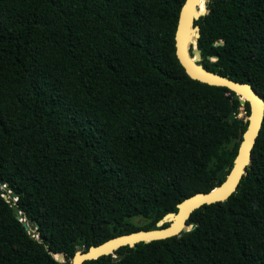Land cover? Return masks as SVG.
Returning a JSON list of instances; mask_svg holds the SVG:
<instances>
[{
  "label": "trees",
  "instance_id": "1",
  "mask_svg": "<svg viewBox=\"0 0 264 264\" xmlns=\"http://www.w3.org/2000/svg\"><path fill=\"white\" fill-rule=\"evenodd\" d=\"M185 2L0 0V264H60L227 179L248 124L226 120L235 92L181 66ZM205 4L198 64L264 99V0ZM191 223L84 264H264V121L237 191Z\"/></svg>",
  "mask_w": 264,
  "mask_h": 264
},
{
  "label": "water",
  "instance_id": "2",
  "mask_svg": "<svg viewBox=\"0 0 264 264\" xmlns=\"http://www.w3.org/2000/svg\"><path fill=\"white\" fill-rule=\"evenodd\" d=\"M197 1L198 0H186L181 10L175 36L176 55L181 66L192 79L212 86L225 87L235 92L236 95L240 97V103L242 106L241 110L244 111L246 115L247 112L245 106L246 103H249L250 113L247 115L248 118L245 121L248 126L244 132L239 133L237 138V143H239L240 146L235 159L234 168L228 175L227 179L219 187L209 193H197L187 198L178 205L177 213L166 214L162 220L148 228V232L141 229L131 233L118 235L101 244L91 245L87 250L82 249L77 251L71 259H68L65 254L56 253L53 257L60 264H63L64 262L67 264H84L87 261L96 260L100 257L114 254L116 251L126 246L134 247L141 242L163 240L178 236L183 232L192 231L197 227L195 223L189 224V220L194 211L204 205L228 200L237 191L243 177L247 174V167L252 161V151L255 147L264 121V99L251 85L233 81L228 77L211 72L198 64V62L203 60L202 52L198 46H196L192 53L189 52V48L194 42H189L188 36L184 32L187 17L192 13L191 27L196 31L195 42L198 43V40L201 37V32L200 27L195 26L194 23L208 14L206 4L205 11L200 12L199 5H196ZM218 45H223V42L218 43ZM191 54H193V56L196 54V56L192 58ZM207 59L216 62L218 57L208 56ZM253 101L255 107L252 104ZM237 118L238 116L235 111L232 110L230 116L227 117L226 120L234 122ZM237 163H239V168L236 177L231 180ZM222 172L223 170L218 173V176H220ZM14 211L20 218L21 213L19 210L14 208ZM23 222H25V220ZM25 226L28 228L27 224H25ZM174 227H176L175 230ZM188 227H191V229L188 230ZM125 256L126 253L114 256V261H120L125 258Z\"/></svg>",
  "mask_w": 264,
  "mask_h": 264
},
{
  "label": "bare ground",
  "instance_id": "3",
  "mask_svg": "<svg viewBox=\"0 0 264 264\" xmlns=\"http://www.w3.org/2000/svg\"><path fill=\"white\" fill-rule=\"evenodd\" d=\"M199 2H200V0H198L197 1V3H196V5L198 6V4H199ZM192 19V13L191 14H189L188 15V17H187V22H186V27H185V29H184V32L186 33V35L188 36V41L189 42H194V44H195V35H196V31H194L193 29H192V27H191V20ZM196 55V54H195ZM252 104H253V106L255 107V103H254V101L252 102ZM238 168H239V163H237V166H236V168H235V170H234V172H233V175H232V179L231 180H233L235 177H236V173H237V171H238ZM175 228L176 227H174V230H175ZM188 230H190L191 229V227H188L187 228ZM146 232H148L147 230H145ZM178 232V231H177ZM177 232H175V233H177ZM172 234H174V233H172ZM64 263H66V262H64ZM63 263V264H64Z\"/></svg>",
  "mask_w": 264,
  "mask_h": 264
},
{
  "label": "rangeland",
  "instance_id": "4",
  "mask_svg": "<svg viewBox=\"0 0 264 264\" xmlns=\"http://www.w3.org/2000/svg\"><path fill=\"white\" fill-rule=\"evenodd\" d=\"M196 46H197V43H196ZM195 44L193 43L192 46L189 48V52L191 53L195 48H196ZM196 55H194L195 57ZM238 118H244L245 121L247 120L248 116L246 115V113L244 111H242L240 109V113L238 115ZM16 200V199H14ZM132 224H135V225H146L148 223V221L142 219V218H134L131 220ZM84 242H85V239L82 238L81 241H80V248L83 249V246H84Z\"/></svg>",
  "mask_w": 264,
  "mask_h": 264
}]
</instances>
